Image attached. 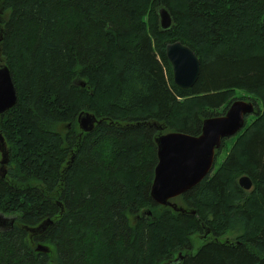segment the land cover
Here are the masks:
<instances>
[{"label": "trees", "instance_id": "16d2710c", "mask_svg": "<svg viewBox=\"0 0 264 264\" xmlns=\"http://www.w3.org/2000/svg\"><path fill=\"white\" fill-rule=\"evenodd\" d=\"M162 6L173 16L168 30ZM139 12H150L149 29ZM175 40L201 61L191 88L174 81L166 47ZM0 56L18 93L0 120L10 156L0 212L15 219L0 229V264H160L183 250L179 264H264V125L247 119L216 168L223 141L212 173L178 197L186 211L150 195L163 129L199 135L205 118L238 98L236 88L264 115V0H0ZM94 68L110 89L99 113L85 101L99 89ZM76 94L86 109L70 115ZM83 110L101 122L81 136ZM110 145L125 163L104 156ZM243 175L253 180L251 199ZM47 219L46 230L32 231ZM206 228L210 238L193 252L192 235ZM228 229H240L236 240H219Z\"/></svg>", "mask_w": 264, "mask_h": 264}, {"label": "water", "instance_id": "95a60500", "mask_svg": "<svg viewBox=\"0 0 264 264\" xmlns=\"http://www.w3.org/2000/svg\"><path fill=\"white\" fill-rule=\"evenodd\" d=\"M158 14L161 28L170 29L173 24L171 12L162 6ZM166 51L173 65L175 83L182 88L193 87L201 72V61L195 51L180 40L169 42ZM17 102L18 93L11 69L6 63L0 62V120L3 114L16 106ZM256 111L254 99L236 98L223 114L205 118L199 135L183 131L160 133L155 138L158 162L150 191L153 201L159 205L171 207L175 211H186L185 207L177 204L173 199L185 194L212 173L217 151L222 148L223 141L239 133L245 127L248 116ZM100 122L101 120L88 110H83L78 115L79 126L84 132H91ZM0 153V174L5 177L10 156L1 130ZM238 183L245 190L253 187V180L249 175L241 176ZM191 213L195 214L196 211L192 209ZM14 222V217L6 218V220L0 217V223L9 227L5 230L13 228ZM51 223L52 220L47 219L32 231H44ZM209 232L206 228L207 235ZM47 249V246L43 244L37 247L38 251ZM182 258L183 254L180 253L163 264H179Z\"/></svg>", "mask_w": 264, "mask_h": 264}, {"label": "rangeland", "instance_id": "374dc122", "mask_svg": "<svg viewBox=\"0 0 264 264\" xmlns=\"http://www.w3.org/2000/svg\"><path fill=\"white\" fill-rule=\"evenodd\" d=\"M142 5V4H141ZM141 5L139 4V7H141ZM144 9V8H143ZM142 8H141V10H143ZM178 9H182V8H178ZM140 10V11H141ZM139 11V10H138ZM140 13V15L142 16V20L143 21H146V23H147V29H149V24L151 23L152 24V17H150V12H146V13H144L143 15H142V13L141 12H139ZM158 21H160L159 20V17H158ZM176 24H177V22H175ZM182 23V22H181ZM159 24H160V22H159ZM173 37V36H172ZM2 56V55H1ZM0 56V62H3L2 60V57ZM119 58H121V56H119ZM109 60L111 61V62H115V63H117L118 62V58H117V56L114 54V52L112 53V55L110 56V58H109ZM89 74H91V77L93 78V83L99 88L97 91H96V93L95 94H93L92 96H87V97H85V101H86V103L87 102H92V104L94 105V107H93V111L95 112V113H99V112H101L103 109L101 108V106H100V102H102V101H107V95H108V93L110 92V89L107 87V84H106V71H104V70H101V69H99V68H94V69H92V71L89 73ZM97 80H98V82H97ZM253 94H251V93H249V92H247V91H245L244 89H241V88H236L235 90H234V96H236V97H250V96H252ZM252 97H254V96H252ZM255 98V97H254ZM83 99H84V97H80L79 95H77L76 94V96H75V98H74V100H73V102L70 104V106H69V111H68V114H72L71 112H75L73 109H74V107H75V109L77 108V110L78 111H80V110H82V109H86V108H83V106H84V101H83ZM257 102H258V104L260 105V112L261 113H263L264 112V108H263V105H262V102H261V100H257ZM78 113V112H77ZM76 113V114H77ZM258 112H255L254 114H252V115H250L249 117H248V124H250V123H257V125H259V127L260 126H263L264 125V121H262L263 120V116L264 115H259L258 116V114H257ZM76 119H77V117H76ZM254 123V124H255ZM77 128L78 129H76V131H77V133H80L81 132V136H83V134H84V132H82V130H81V128L79 127V125L77 126ZM61 130H62V132H65V130H66V128L63 126V125H61ZM163 133H166V132H170L169 131V129H163V131H162ZM238 134V133H237ZM234 135L233 137H230L229 139H228V141L226 142V144H225V146H224V148L221 150V153H220V155H219V157H218V162H217V165H216V168H218V166L226 159V157L228 156V153H229V150H231V148H232V146L235 144V143H237V141H238V136L239 135ZM8 146V148H9V145H7ZM117 149V148H116ZM104 152V156L106 157V155L108 156V158L109 159H111V160H115V161H117V162H124L125 163V161L124 160H122L121 159V156H119V155H114L115 154V148L114 147H111V145L109 146V147H107V148H105L104 150H103ZM123 156L125 157V158H128V157H126L124 154H123ZM0 157H1V153H0ZM130 157H132V155H129V158ZM1 159V158H0ZM125 170H126V172L127 173H129V174H133L134 173V170L133 171H130L129 169H128V167H127V165L125 164V167H123ZM134 180H135V175H132L131 176V181L132 182H134ZM30 185H32V186H39V187H44L43 186V184L41 183V182H39V181H36V180H33V181H31V183H30ZM252 189V188H251ZM251 189H249V190H247V197L249 198V199H251L250 198V196H251ZM173 201L174 202H176L177 204H179V205H181V201H180V198H177V199H173ZM252 201V200H251ZM146 209H147V207H146ZM145 210V209H144ZM7 214V213H6ZM0 217L2 218V220H6V218H9V217H11V215L12 214H10L9 216L8 215H5V214H3L2 212H0ZM131 218V223H133L134 222V219H135V217L134 216H131L130 217ZM224 225H222L221 227H223ZM220 227V228H221ZM9 227H8V225L7 226H4V224L3 223H0V229H2V230H5V229H8ZM240 233V229H231V230H226L224 233H222V235H220L218 238H219V240H221V241H234V240H236V238H237V236H238V234ZM213 234V233H212ZM209 235V234H208ZM212 237H214L213 235H212ZM208 238H210V237H207V234L205 233H195L194 235H192V237H191V242H192V246H193V252H195L198 248H199V246L200 245H202L205 241H207L208 240ZM173 244V243H172ZM48 246V251H49V253L51 254V257H52V259L55 257L54 256V251H53V246L52 245H49V244H47ZM182 253H184L185 251L183 250V251H181ZM179 254H180V252H178ZM178 253H175L174 254V257H177L178 256ZM159 254H161L162 255V253H157V255H159ZM169 259V258H168ZM167 259V260H168ZM166 261V260H165ZM165 261H161V263L160 264H163ZM94 262L96 263L97 262V259H95L94 260ZM51 263H52V261H51Z\"/></svg>", "mask_w": 264, "mask_h": 264}, {"label": "bare ground", "instance_id": "6f19581e", "mask_svg": "<svg viewBox=\"0 0 264 264\" xmlns=\"http://www.w3.org/2000/svg\"><path fill=\"white\" fill-rule=\"evenodd\" d=\"M239 98V97H238ZM77 122H78V117H77ZM78 125H79V123H78ZM80 127V126H79Z\"/></svg>", "mask_w": 264, "mask_h": 264}]
</instances>
